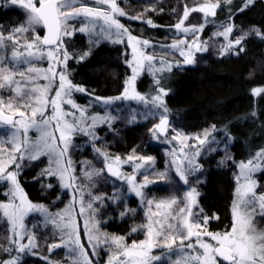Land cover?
Here are the masks:
<instances>
[{"label": "snow or ice", "instance_id": "1", "mask_svg": "<svg viewBox=\"0 0 264 264\" xmlns=\"http://www.w3.org/2000/svg\"><path fill=\"white\" fill-rule=\"evenodd\" d=\"M233 2L234 0H219V2L203 3L202 6L192 8L186 5L182 19L174 27L178 32L183 33L202 31L204 25L185 27V21L190 14L192 12L203 13L206 20L209 15L215 16L218 8L226 6L232 24L222 26L223 32L217 33V35L229 37V42L222 48L220 55H239L245 51L244 42L251 34L254 33L264 39V31L252 28L242 31L238 37L233 39L232 34L235 32L233 13L238 15L246 11L255 3V0H241V6L238 8L232 7ZM11 3L19 4L25 11L26 20L20 26H13L7 36L3 31H0V46L4 45L5 40L12 41L14 50L11 59L20 61L21 64H27L28 67L26 70L20 71L15 68L14 64L6 67L4 62L0 61V89L7 88L10 93H13L7 100L0 97V126H6L9 129L7 136H0V181L8 185L5 195L10 199L9 203H0V210L12 226L11 239L8 241L12 247L5 248L0 245V250L27 253L37 247L34 234L26 231L18 232L17 228L23 227L24 218L28 213L39 211L47 214L48 209L43 205H34L28 201L20 187L18 176L25 167V162L31 164L46 157L48 165L41 170L40 177H55L58 180L61 194L57 199L62 198L69 189L73 193V203L68 208L48 216V223L57 229L61 239V243L53 244L49 251L55 247H68L70 254L79 256L74 264H92L81 243L79 225L74 226L72 223L77 195L79 196L77 216L83 217L87 214L85 227L89 245L93 249L92 255L98 254L95 251L98 246H114L108 264H154L164 258L152 255V250L157 247H166L172 251L177 241H179L180 248V253L177 255L180 258L176 259L174 264H264V230L258 229L254 223L257 205L260 210L259 214L264 216V195H257L254 190L255 182L251 178L252 173L258 168L264 169V150L257 152L256 156L247 162L239 164L230 230L215 233L208 230L207 225L210 220L218 217H208L202 209L195 210L198 204V193L193 187L180 201L175 198L160 202L147 201L149 222L145 226L147 238L143 241L133 242L129 246L123 243L122 237H108L98 231L97 208L94 206V201L103 198L91 197V193H88L91 198L85 201L84 188L91 187L94 177L102 175L103 170H97L91 165H87L82 178L76 176L69 156L73 137L78 133L90 136L93 150L97 156L103 157L108 173L117 179H126L127 183L132 186L131 190L137 196H142L140 191L142 185L137 186L133 176L124 177L118 169H114L112 163L109 162L108 154L95 146V141L99 139L93 131L97 126L96 122L99 120L101 124H110L112 118L92 116L90 120L76 119L77 113L81 117L86 116V109L79 108L71 97L73 92H86V89L74 85L69 78L68 61L75 59L77 54L69 50L67 39L72 38L77 32L91 35L97 27L101 33H107L109 38L115 36L116 39L113 40V43H122L124 42L123 38L127 36V42L132 47L133 59L126 60V62L131 68L132 75L126 80L122 94L115 100L149 102L148 97L135 92L133 84L137 79L138 68H143L146 63L150 70L155 62V57L139 50L138 46L141 43L147 47L149 42L146 40L141 42L133 36L130 29L120 22L119 17L139 19L150 26L155 25L151 19L145 21L142 15L130 16L122 10L118 0H93L92 3H89L88 0H11ZM73 21H77L82 26L77 27L75 23H72ZM38 25H43L47 29V34L42 39L39 35L30 40L26 37L21 44L20 34L34 31ZM2 27L0 26V29ZM17 45H21L24 51H21ZM181 45L191 47L185 40H179L171 47L179 50ZM196 50H201L199 44H197ZM203 50L207 51V47L205 46ZM89 54L87 52L79 54L80 59ZM181 54L184 55L183 51ZM44 59H47L49 64L47 70H41L32 63L33 60ZM193 62L194 58L191 55L185 57L184 63L192 64ZM159 63L161 65L159 71H171V65L164 67L166 63L164 60ZM16 76L19 79H16ZM40 80L46 83L41 85ZM154 90L157 91V94L150 98V103L158 109L163 108L166 113L167 108L164 105L163 96L167 92L160 86V79L156 80ZM261 91L264 90L253 89L254 94ZM53 92L54 95H50ZM96 99L106 105L113 103V100L110 99L99 97ZM64 105H69L76 111H68ZM29 112L31 115H28ZM168 123L167 116L162 114L159 124L150 131L154 135L165 134ZM30 130L38 133L34 140L29 136ZM179 135L177 133V136H173L172 139L176 140ZM225 139L227 140V137ZM199 142L200 144L205 143L203 139ZM184 151L181 149V155ZM197 155H199L198 152ZM134 159L151 161L153 158H134L133 156L127 158L128 161ZM185 159L187 164L184 161L177 163L175 160L173 163L176 164L177 176L187 184L188 176L198 168L190 167L193 163L191 157H185ZM120 162L121 157H116L115 163L119 164ZM145 179L147 180V177ZM84 181L88 182L87 185ZM47 188L54 189L55 185L49 183ZM153 204L157 210L161 211L153 212L151 210ZM133 231H137V229H133ZM185 249L192 251L183 254ZM18 259L15 257L8 261H0V264H18Z\"/></svg>", "mask_w": 264, "mask_h": 264}, {"label": "trees", "instance_id": "2", "mask_svg": "<svg viewBox=\"0 0 264 264\" xmlns=\"http://www.w3.org/2000/svg\"><path fill=\"white\" fill-rule=\"evenodd\" d=\"M215 1L219 2V0ZM185 2L186 0L132 1L136 6L132 16L142 15L145 21L151 19L155 26H150L139 19L134 20L133 23L143 29L140 31L141 34L150 42L168 41L173 32L176 7L185 8ZM193 2L195 1L188 0V4ZM239 6L241 0H234L232 7ZM192 15L198 16L197 13H192L190 17H193ZM233 15L235 16L233 39L242 31L252 28L264 31V0H255L246 11ZM230 24L232 21L229 20L227 7L218 8L216 15L211 16L204 24L201 35L207 36L213 28H223L222 26ZM76 38L81 39L82 36L76 34ZM218 47L220 49L222 46ZM244 48L245 51L239 55L223 56L219 54L221 51L218 48L217 51L207 49L192 64L173 66L171 71H165L158 77L160 86L167 92L163 96V101L167 108L165 114L171 131L183 135L209 131L223 139L225 149L217 150L206 158H199L197 165L200 171L194 175V178L191 177L192 181L190 180L192 184H196V179L203 175L200 164L208 163L209 169L203 181L196 186L198 207L208 217H218L211 219L207 225L211 232H222L231 227V206L236 189L234 178L236 164L264 150V91L258 94L253 92V89L264 90V39L253 33L244 42ZM87 53L90 54L83 59L76 56L75 59L68 61L69 78L72 83L85 88L88 93L96 97L107 98L120 94L130 74L125 51L117 44L102 43L92 50L88 48ZM156 80L143 73L136 80V88L140 93L153 94L157 92L154 90ZM75 99L82 104L88 102L83 93L76 94ZM156 121V118L150 117L129 123L126 114L120 115L111 125L96 126L95 131L100 136L95 141V146L100 148L102 146L112 161L116 157L122 158L131 153L146 158L152 157L154 169L147 171L146 177L155 175L158 180H166L167 170L164 162L166 146L154 142L151 137L150 130ZM75 154L78 160H80L79 155L85 157V160L91 157L93 162L90 163L98 164L99 170H103V174L94 177L93 182L96 195L103 198L94 205L97 208L98 227L107 233L123 236L127 241H139L144 235L141 210L132 211L139 206L138 198L126 196L121 201L116 199L115 189L119 187L121 181L105 170L103 157L97 156L92 145H85L81 153L75 151ZM44 162L45 159L42 158L39 162L26 163L18 176V182L30 201L41 203L50 211H54L66 205L70 192H65L62 198L57 199L61 194L58 180L55 177H40ZM125 168L130 170V166ZM162 174H164L163 178ZM259 174L261 181H264V169H260ZM171 176L176 180L174 173L171 172ZM49 183L55 185V188L49 190L47 188ZM167 185L166 183L154 185L155 190L147 186L145 192L147 195L153 194L151 191L163 195L168 193ZM260 189L264 192V185ZM2 199L3 197L0 196V200ZM2 217L0 215V245L7 248L8 231L5 219ZM35 218L30 215L28 220ZM48 231L54 234L58 232L56 229ZM48 256L37 248L32 254L23 256L20 264L59 262Z\"/></svg>", "mask_w": 264, "mask_h": 264}, {"label": "rangeland", "instance_id": "3", "mask_svg": "<svg viewBox=\"0 0 264 264\" xmlns=\"http://www.w3.org/2000/svg\"><path fill=\"white\" fill-rule=\"evenodd\" d=\"M132 1H137V0H118L119 6L124 10L126 13H128L130 16L133 15L134 13V7L135 4H132ZM185 1V0H184ZM195 2L188 4V0H186L185 4L188 5L189 8H192L194 6H202L203 3H214L216 2L215 0H194ZM89 3H92L93 0H88ZM185 8L181 6L180 9H178V6L176 7V19L175 23H178L182 17H183V12ZM192 13H197L198 16L190 17ZM189 16V18L185 21V27L191 28L192 26H201L206 24L209 19L211 18V15L207 17L205 20L204 14L200 12H192ZM136 16V15H135ZM120 22L125 25L127 28L130 29V32L133 36L138 38L141 42L142 41H148L149 44L147 47L141 45L138 46L140 51H144L150 55H153L155 57V62L152 65V68L149 70L147 67V64L145 63V66L143 68H138V75L137 78L143 74L146 73L149 76H151L154 80L158 79L165 71H159L161 65L160 61L164 60L166 63L164 67L166 68L167 65L173 66H180V65H185L184 63L185 57L188 55H191L194 58V61L197 59L198 56H200L203 52V48L206 46L209 51L214 50L216 48L219 49L218 46H222L219 51L222 50V48L228 44L229 42V37L223 36V35H217V33H222L223 28H213L207 36H202L201 32L198 31L196 33L188 32V33H183V32H178L175 27L173 26V32L171 35V38L168 41H162V42H150L147 40L143 35L141 34L140 31H143L142 28H139L137 24H134L133 21L134 19H129L127 17H119ZM26 20V15L25 11L17 5H13L11 3V0H0V26H3L0 31H3L5 36L9 34L10 29L13 26H20L23 24ZM138 21V20H137ZM72 23H75L77 27L82 26L80 25L77 21H73ZM134 24V25H132ZM136 25V26H135ZM42 25H38L35 27L34 31H31L29 33H22L19 36V39L21 41V44L24 42L25 38L27 37L29 40L34 38L36 35H39L42 38ZM77 35H81V39L76 38ZM72 38L67 39V46L69 50L73 53L77 54V58L80 57L79 54L86 53L88 52V48L92 50L94 47H97L99 44L102 43H107V44H117L119 45L126 53L127 56V61H131L133 59V51L132 47L128 44L127 42V36L123 38L122 43H113V40L116 39L115 36H112L109 38L107 33H101L99 31V27L96 28V30L90 35L88 33H79L77 32ZM179 40H185L187 45H190L191 47H185L184 45L180 46V49H174L171 47V45L176 44ZM219 41V42H218ZM135 43V41H133ZM199 44L201 46V50L197 51L196 46ZM18 48H20L21 51H24V49L21 47V45H17ZM85 47V48H84ZM216 49V51L218 50ZM13 42L12 41H7L5 40V43L3 46H0V61L4 62V65L10 66V65H15V68L20 71H24L27 69L28 65L27 64H21L20 61H13L11 59L12 57V52H13ZM183 51L184 55L181 54ZM220 54V53H219ZM7 57V59H5ZM32 63L39 69L41 70H47L49 67L47 59L44 60H33ZM132 75V71L130 68V74L127 77V79ZM16 79H19L18 76H16ZM126 79V80H127ZM137 80V79H136ZM58 82V81H57ZM39 83L42 85L46 83L43 80H40ZM126 85H124L125 87ZM133 88L135 92H137L140 95H144L149 98V102H138L136 100H115L116 97L120 96L122 92L124 91V88L122 92L116 96L112 97H104V99H110L113 100V103L111 104H104L102 101L97 100L96 96H93L91 93L86 92H73L72 94V99L74 102L77 104V106L81 109H86V116L81 117L79 113L76 115L77 120H85L88 119L90 120L92 116H98V117H110L112 118L110 120V124L114 123L115 120H118L120 115L126 114V117H128V122H134V121H142L144 119L154 117L157 119L155 125H158L160 122L161 115H166L164 113L163 108H156L150 103V98L152 96H155L157 92L146 95L143 93H140L137 88H136V81L133 84ZM83 93L87 99L88 102L85 104L79 103L75 99L76 94ZM10 95H13V93H10L7 88L5 89H0V97L3 99L7 100ZM50 95H54L53 93H50ZM103 98V97H99ZM64 108L67 109L68 111H76L75 109H71L69 105H64ZM51 110L49 109V112ZM11 114V113H7ZM28 115H31L29 112ZM97 125H105L101 124L99 120L96 122ZM154 125V126H155ZM154 126L152 127L151 130L154 129ZM96 129V127H95ZM95 129L93 130L94 133L99 137L100 135L96 133ZM9 129L6 126H0V136H7ZM51 131V129H50ZM180 134V133H179ZM38 133L35 131L30 130L29 136L31 139H35L37 137ZM177 136V132H173L170 130L169 126L167 127V131L165 134H159L157 133L156 135L153 134L151 131V137L154 142H159L162 143L166 146L165 150V166L167 170V175L166 180H158V178L154 175L153 177H147V180L145 179L146 177V172L149 170L154 169V162L153 159L151 161H145V160H136L134 159L133 161H128L127 158L129 156L135 157H141L139 155H135L136 153H131L130 155H125L121 158V162L119 164L115 163V160H110L112 163V166L114 169H118L124 177L126 176H133L134 183L137 186H141L140 191L142 192V196H137L132 190L131 187L126 179L121 178L119 179L121 181L120 185L118 188L115 189V197L117 200H124L126 196H136L139 200V206L135 207L132 209L133 212L135 211H140L141 210V219L144 227V235L139 241H133V242H140L143 241L147 238L146 236V228L145 226L149 222L148 218V213H149V205L147 204L148 200H152L154 202H160V201H165L169 200L171 198H175L178 201L183 200L185 197V194L188 190L191 188H195L197 193V183L202 182L205 176L206 171L209 169L208 163L205 164H200L202 167L201 172L203 175L201 176L199 173V177L196 179L195 183L192 184V178H194V175L198 173L200 170L199 166L197 165V161L199 158H206L207 156H211L215 151L217 150H224V142L222 141L223 139L221 137L215 136L209 131H203L200 134H190V135H183L180 134L176 140H173L172 137ZM203 139L205 141L204 144H200V140ZM183 140V143L181 141ZM92 140L91 137L88 135H84L83 133H78L76 134L72 141V147H70L69 150V156L72 160L73 167L75 169V174L77 177L82 178L84 168L87 165H91L93 168L99 170V165L96 163L91 164L90 162L92 161L91 157H88L85 160V157H80L77 159L75 151H78V153H81V150H83L85 145H92ZM100 148V147H98ZM101 149L104 151L103 147L101 146ZM181 149H184L183 155H181ZM105 152V151H104ZM197 152L199 155H197ZM144 157V156H143ZM185 157H191L192 159V165L190 167H193L194 169L198 168V170H194L191 175L188 176V183L185 184L183 181L179 179L175 172V167L176 164L173 163L175 160L177 163L180 161H184L185 164H187V160ZM226 157V156H225ZM255 157V156H254ZM252 157V158H254ZM146 158V157H144ZM249 158V159H252ZM45 162L41 169H44L48 165V159L45 157ZM249 159L242 161V162H247ZM78 161V162H76ZM27 162H25L26 165ZM241 163L238 162L236 164V170L234 173V178L236 180V175L239 172V164ZM257 163H260V161H257ZM139 165V167H137ZM130 166V170H126L125 167ZM105 167V164H104ZM134 169H136L134 171ZM261 168H258L255 172L252 173V180L255 182V192L257 195H264V192L260 189L262 185H264V181H261L262 178H260V171ZM107 171V169L105 168ZM108 172V171H107ZM171 172L174 173V175L177 177L176 180L173 179L174 177L171 176ZM193 176V177H192ZM192 177V178H191ZM191 180V181H190ZM261 181V182H260ZM85 185H87V181H84ZM168 184V193H164L163 195L161 194H156L154 191H151L153 194L147 195L146 187L150 186L151 190L154 189V185L158 184ZM236 187H237V182H236ZM22 189V188H21ZM8 191V185H5L4 182L0 181V196L3 197L2 200H0V203H9L10 199L5 193ZM70 192V197L66 203V205L61 208V209H55L54 211H50L48 207L44 206L41 203H35L30 201L28 198V201L34 205H43L46 209H48V213L45 214L43 212L39 211H33L28 213L27 216H25L24 221H23V227H18L17 231L18 232H28L30 234H34L36 237L35 243L37 244V247L34 249L29 250L27 253H17L15 251H3L0 250V261H8L12 258L18 257V264H20L21 260L23 259V256H27L29 254L33 253V250L40 249L42 253L48 254L49 258L51 259H57L59 262L56 264H74V262L79 259V256L76 254H70L69 248L68 247H55L52 248L51 251H49L50 247L53 244H58L61 243L60 239V233L56 232L55 234L53 232H50L48 230L56 229L51 223H48V216L49 215H54L56 213L64 211L66 208H68L69 205L73 203V193L72 190H68ZM79 191V190H77ZM150 191V190H149ZM148 191V192H149ZM85 196L84 199L85 201L89 200L91 197H98L95 193V187L92 183L91 187H85L84 188ZM24 193V191H23ZM88 193H91V197L88 195ZM150 193V192H149ZM25 195V193H24ZM26 196V195H25ZM27 197V196H26ZM235 199V197H234ZM98 200L94 201L97 202ZM117 202V201H116ZM183 206V205H179ZM151 210L153 212L161 211L157 210L155 208V204L152 205ZM196 211H199L200 208L197 207L195 209ZM231 211H232V206H231ZM259 207L257 205V213L254 216V223L255 226L260 229L264 230V219L262 215L259 214ZM79 212V196L77 195L76 197V204H75V210L73 211L72 214V223L75 226L76 224L79 225V230H80V240L81 243L84 245V251L88 254V259L92 261V264H108L109 257L112 255L114 251V246L112 245H103V246H98L96 248V252L98 253L97 255H92L93 249L89 245L88 238H87V230L85 227V221L87 219V214L83 217H78L77 213ZM0 215L3 216L2 210H0ZM32 215L33 217H36L35 220L31 219L28 220V218ZM5 219L6 223V229L8 231L7 236H8V241L11 239V228L12 226L8 222L7 218L4 216L2 217ZM40 220V223H39ZM42 220V221H41ZM97 227H98V222H97ZM231 228V227H230ZM229 228V230H230ZM57 230V229H56ZM98 231L102 234L107 235L108 237H122L123 238V243L127 245H131L133 242L127 241L125 237L123 236H117L112 233H107L106 231H102L98 227ZM215 232H220V231H213ZM224 232V231H222ZM44 240L45 242H43ZM26 242V241H25ZM195 242V241H193ZM43 243H45V246L43 247ZM214 243V242H213ZM12 246L8 243L7 248H11ZM192 250L185 249L183 254H187L188 252H191ZM3 253V254H2ZM180 253V248H179V241L176 242V244L173 246V250L170 251L166 247H157L152 250V255L155 256H162L164 259L161 261H156L154 264H174L175 260L180 258L179 255ZM194 254V253H193ZM61 256V258H60Z\"/></svg>", "mask_w": 264, "mask_h": 264}, {"label": "water", "instance_id": "4", "mask_svg": "<svg viewBox=\"0 0 264 264\" xmlns=\"http://www.w3.org/2000/svg\"><path fill=\"white\" fill-rule=\"evenodd\" d=\"M42 29H43V31H42V38L44 37V35H46L47 34V29H45L44 27H43V25H42ZM41 38V39H42ZM7 114V113H6Z\"/></svg>", "mask_w": 264, "mask_h": 264}]
</instances>
